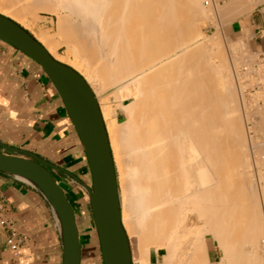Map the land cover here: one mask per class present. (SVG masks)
<instances>
[{
    "label": "bare ground",
    "instance_id": "bare-ground-1",
    "mask_svg": "<svg viewBox=\"0 0 264 264\" xmlns=\"http://www.w3.org/2000/svg\"><path fill=\"white\" fill-rule=\"evenodd\" d=\"M199 2L0 0V13L25 28L56 15L54 32L34 37L95 96L131 264H149L152 248L164 251L158 264H264V191L248 182L240 96L211 65ZM238 177L244 189L232 190ZM214 240L222 254L212 262Z\"/></svg>",
    "mask_w": 264,
    "mask_h": 264
},
{
    "label": "crops",
    "instance_id": "crops-1",
    "mask_svg": "<svg viewBox=\"0 0 264 264\" xmlns=\"http://www.w3.org/2000/svg\"><path fill=\"white\" fill-rule=\"evenodd\" d=\"M211 8L213 16L205 21L204 32L226 34L240 41L255 64H264V0H211ZM0 141L68 169L89 185L83 147L62 99L34 59L1 39ZM54 174L69 178L58 171ZM76 185V199H68L80 232V264H88L84 261L91 258L96 264L100 252L97 255L98 236L88 193ZM11 235L21 242L15 253L6 245ZM85 242L87 252L90 249L93 254L87 258L83 257ZM150 250L149 264H158L159 251ZM207 251L210 260L215 261V247L210 244ZM62 259L58 222L45 197L29 182L0 172V264H62Z\"/></svg>",
    "mask_w": 264,
    "mask_h": 264
},
{
    "label": "water",
    "instance_id": "water-1",
    "mask_svg": "<svg viewBox=\"0 0 264 264\" xmlns=\"http://www.w3.org/2000/svg\"><path fill=\"white\" fill-rule=\"evenodd\" d=\"M0 39L34 59L62 99L79 136L91 183L44 158L0 141V172L36 187L51 206L59 226L62 264H80L81 245L75 211L54 174L61 172L88 193L103 264H131L129 242L120 220L112 154L93 92L71 66L55 59L21 24L0 13Z\"/></svg>",
    "mask_w": 264,
    "mask_h": 264
},
{
    "label": "rangeland",
    "instance_id": "rangeland-1",
    "mask_svg": "<svg viewBox=\"0 0 264 264\" xmlns=\"http://www.w3.org/2000/svg\"><path fill=\"white\" fill-rule=\"evenodd\" d=\"M199 1H200L199 3H201L200 4L201 6L200 5L199 6L205 9L207 14L209 15L206 16L203 20L201 19V21L203 22H201L200 18H198L195 20V23L198 26L197 29L199 33L202 35L200 37H203V38H200L202 41V44L205 42L203 45L205 46L207 45L206 46L207 53L208 54L211 53L209 54V60L210 62L212 61L211 65L214 69L216 67H220V65L224 67V69L221 70V72L219 71L220 68H218L219 70L216 68L220 72V73L218 72L220 74V75L218 74V76H222L223 79L226 77L225 78L226 83L230 84L234 92L235 93L237 92L236 94L240 96V99H239L240 102L238 103L239 104L238 107L240 108L239 110L244 119V121L242 119V124L244 123L243 127H245V131L247 134V142L249 145L245 154L249 158V161L251 164L250 169L252 171V174L249 177V181L248 180L247 181L249 183L254 182V184L256 182L258 189L261 191L263 189L264 191V178H263L264 177V153H263L264 152V64H260V63L255 64L253 62V59L248 57V55L246 54L243 44L240 41L235 42V40H233L230 36H227L226 34H223V35L218 34L219 36L217 37H219L220 39L218 38V41H214L213 43L210 42L209 36L214 37L215 34H211L210 32H204L205 31L204 25H205V21L209 20V18L213 16V11L211 8V0H199ZM206 3H209V4H206ZM28 18L30 20L29 16ZM55 22H56L55 14L41 13L39 15V19L37 22L33 23V25L31 24L29 27H26V28L24 27V28L28 30L33 36L38 34L40 31L53 33L55 30ZM217 42L219 43L217 44ZM212 44H214L213 47L211 46ZM59 53L61 55L62 54L65 55V47L60 48ZM70 57H71L70 58V61H71L73 57L71 55ZM239 96H237V98H239ZM254 137L255 138L258 137L257 140L259 139L260 143L258 142L259 140L256 141ZM251 144L252 146L254 145L255 148L252 147ZM56 177H58L57 178L59 179L58 183L61 185V187L67 190V193L65 192L67 198L69 197L71 201H74L76 198L73 192V188L74 189L77 188L76 187L77 182H75L71 178L64 179L61 175H58ZM90 178L89 177L86 178L88 184L91 183ZM242 180H244V178H242ZM242 180L240 177H238V180L235 182V184L234 183L231 184L232 185L231 189L232 190L235 189L237 191L243 190L244 187L242 186V182H243ZM70 193L72 194V196ZM74 205H77V203H74ZM263 219H264V213H263ZM263 227H264V221H263ZM209 244H212L215 247L216 260H218L222 254L221 248L218 246L216 240L212 242L209 241ZM98 246H99V249L96 247V252H97V255H99V252H100V258L98 257L96 259L97 260L96 264H103L99 241H98ZM261 246H259V248L256 251L258 252V254L256 253V256L259 255L257 256L258 258L260 257L262 258V256L264 257V249ZM87 250H88L87 246H84V251H83L84 258H87L90 255L91 256L93 255L90 252V249H89V252H87ZM163 252L164 251L162 249L159 250L160 256L163 254ZM93 260L94 258H91L89 260H85L84 263L95 264Z\"/></svg>",
    "mask_w": 264,
    "mask_h": 264
},
{
    "label": "built area",
    "instance_id": "built-area-1",
    "mask_svg": "<svg viewBox=\"0 0 264 264\" xmlns=\"http://www.w3.org/2000/svg\"><path fill=\"white\" fill-rule=\"evenodd\" d=\"M6 245L11 252L15 253L19 250L21 242L17 237L11 235L6 239Z\"/></svg>",
    "mask_w": 264,
    "mask_h": 264
}]
</instances>
